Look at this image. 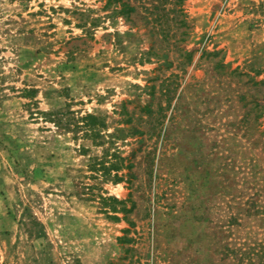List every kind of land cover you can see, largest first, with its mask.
Listing matches in <instances>:
<instances>
[{"label":"rangeland","instance_id":"rangeland-1","mask_svg":"<svg viewBox=\"0 0 264 264\" xmlns=\"http://www.w3.org/2000/svg\"><path fill=\"white\" fill-rule=\"evenodd\" d=\"M0 264H264V0H0Z\"/></svg>","mask_w":264,"mask_h":264},{"label":"trees","instance_id":"trees-1","mask_svg":"<svg viewBox=\"0 0 264 264\" xmlns=\"http://www.w3.org/2000/svg\"><path fill=\"white\" fill-rule=\"evenodd\" d=\"M87 118H89V119H94L92 116H87ZM119 178L116 176V175H114L113 176V180H118Z\"/></svg>","mask_w":264,"mask_h":264}]
</instances>
